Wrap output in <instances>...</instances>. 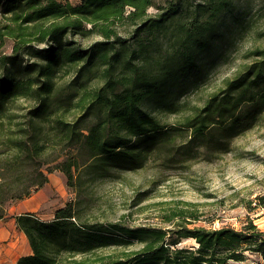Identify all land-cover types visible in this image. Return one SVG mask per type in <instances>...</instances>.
Masks as SVG:
<instances>
[{"label":"trees","instance_id":"obj_1","mask_svg":"<svg viewBox=\"0 0 264 264\" xmlns=\"http://www.w3.org/2000/svg\"><path fill=\"white\" fill-rule=\"evenodd\" d=\"M151 5V0H81L78 5L56 0H0V18L6 20L0 24V47L8 43L11 51L0 54V155L13 158L17 169L31 168L29 183L23 187H9L1 180L4 176L0 177V219L9 202L21 201L48 183L45 171H60L66 186L72 185V169L79 166L76 160L44 169L50 129L54 137L85 156L82 171L94 178L106 177L114 168L133 171L142 167L147 156L168 146L173 134L180 131L165 129L142 106L156 94L164 96L163 81L175 82L181 89L196 86L205 74L197 58L209 49L221 16L232 12V0H174L148 17L146 10ZM125 7L133 9L126 16ZM122 19L136 23V39L131 38L135 45L111 27L114 20ZM171 23H175L172 29ZM90 33L102 40L83 48L73 38ZM160 34H168L172 41L165 56L159 50ZM258 53L262 60L253 66L251 78H236L228 84L224 97L188 119L185 126L193 133L188 143L207 138L231 118L230 129L237 126L235 108L252 102L264 88V49ZM70 69H74L72 83L82 89L74 107L82 108L83 115L74 122L52 120L61 105L71 103L57 97L54 83L59 73ZM99 69L101 85L87 89L88 76ZM18 100L33 105L16 114ZM176 108L173 101L163 107L171 113ZM16 223L31 249L16 264H91L89 257L96 250L133 242L142 243L143 248L132 260H106L103 264H225L227 260L242 261L244 252L264 259V231L251 221L240 230L187 231L181 237L193 238L197 249L171 252L162 245L165 231L90 221L78 201L55 210L49 221L26 213L16 217Z\"/></svg>","mask_w":264,"mask_h":264},{"label":"rangeland","instance_id":"obj_2","mask_svg":"<svg viewBox=\"0 0 264 264\" xmlns=\"http://www.w3.org/2000/svg\"><path fill=\"white\" fill-rule=\"evenodd\" d=\"M56 1L71 5L81 2ZM172 1L151 0L147 16L154 17L160 12L159 8L167 7ZM125 8V16L133 10ZM4 22L6 20L0 18V24ZM135 24L122 19L114 20L111 27L134 44L131 38L134 37ZM86 26L90 28L89 24ZM174 26L175 23L169 24L170 29ZM213 36L206 54L197 58L200 70L205 74L196 86L181 89L175 82L163 81L161 91L164 96L156 94L143 104L142 107L165 129L180 128V131L173 134L168 146L160 147L147 156L142 167L133 171L114 168L106 177L94 178L82 171L84 168L80 165L86 160L83 154H78L73 146L54 137L53 130L47 132L48 148L44 158L48 163L44 169L53 168L65 160H76L79 164L78 168L72 169L74 179L69 187L60 171H45L48 179L52 180L50 187L45 185L50 202L58 207L64 201L63 192L55 188L62 185L66 202L82 204L86 219L128 228L161 229L167 233L162 245L170 252L175 249L195 251L198 247L195 240L181 237L194 229L210 231L229 227L240 230L251 221L257 229L264 231V88L258 91L252 102L241 103L235 108L233 117L239 120L235 122L237 126L234 129H230L231 118L207 138L188 143L193 133L185 126L188 119L207 104L213 105L224 97L230 82L240 76L251 78L253 75V66L262 60L258 52L264 49V0H232V12L221 16ZM73 38L83 48L102 40L96 33ZM170 41L168 34H160L161 56H165L166 50H171ZM9 53L8 43L0 47V54ZM101 71L99 69L88 76L87 89L101 85ZM73 77L74 69H70L54 78L57 97L70 99L71 103L61 105L52 120L58 118L74 122L83 115L82 108L74 107L82 89H77L72 83ZM169 101L177 104L175 113L163 109ZM15 105L18 106L16 114H22L33 104L18 100ZM15 165L13 158L0 155V177L4 176L1 180L9 187H23L29 183L31 168L20 170ZM18 177H21L20 181H17ZM15 203H8L6 213ZM50 209L53 208H45L44 214L48 216ZM175 241L174 245L171 244ZM141 248L142 243L133 242L131 245L98 249L90 255L89 262H127ZM98 258L102 261H96ZM225 264H264V259L257 253L244 252L242 261L227 260Z\"/></svg>","mask_w":264,"mask_h":264},{"label":"crops","instance_id":"obj_3","mask_svg":"<svg viewBox=\"0 0 264 264\" xmlns=\"http://www.w3.org/2000/svg\"><path fill=\"white\" fill-rule=\"evenodd\" d=\"M51 181L48 179L46 184L48 187H50ZM55 188L56 191L63 192L64 201L58 202V207L55 203L50 202V197L44 186L33 192L29 197L16 202L8 209L4 218L0 219V264H16L20 257L31 254L26 236L17 227L16 217L26 213H33L43 221L51 220L55 210L67 203L66 192L63 190L62 185ZM58 201H61V198ZM49 207L53 209L48 211L50 212L48 217L47 214H44V210Z\"/></svg>","mask_w":264,"mask_h":264}]
</instances>
